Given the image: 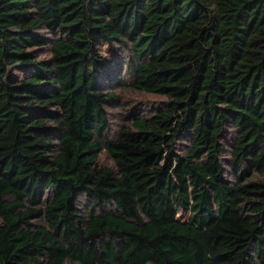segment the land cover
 Returning a JSON list of instances; mask_svg holds the SVG:
<instances>
[{
	"label": "trees",
	"instance_id": "trees-1",
	"mask_svg": "<svg viewBox=\"0 0 264 264\" xmlns=\"http://www.w3.org/2000/svg\"><path fill=\"white\" fill-rule=\"evenodd\" d=\"M67 263L264 264V0H0V264Z\"/></svg>",
	"mask_w": 264,
	"mask_h": 264
},
{
	"label": "rangeland",
	"instance_id": "rangeland-1",
	"mask_svg": "<svg viewBox=\"0 0 264 264\" xmlns=\"http://www.w3.org/2000/svg\"><path fill=\"white\" fill-rule=\"evenodd\" d=\"M101 52L105 54L106 56H110L112 54V52L108 49L106 45L101 46ZM9 76H10V79H13V80H18L22 77V75L18 73L17 71H11ZM122 99L123 100L121 103L109 105L106 107L108 114H109V121H110V128H109L110 136L116 133L119 126L124 122L123 120L124 115L127 111L125 109L127 107L123 105L124 102L130 103L132 101L131 103H134L137 101H144L149 104H154L157 102L158 104L163 103V97L161 96L153 95V94H142V93H137V92L135 93L131 91H124L122 93ZM222 157H223L222 162H223L224 170L226 171L227 175H229L230 178H233L231 174L232 170L230 168L229 153L228 152L224 153ZM99 159H100V162L103 163L104 165L110 166V167L112 166V160L110 156L106 153V151H102L99 154ZM86 203H88V200L84 196H82L80 198V205L85 206ZM181 218H185V216H181ZM67 264H72V263H67Z\"/></svg>",
	"mask_w": 264,
	"mask_h": 264
}]
</instances>
